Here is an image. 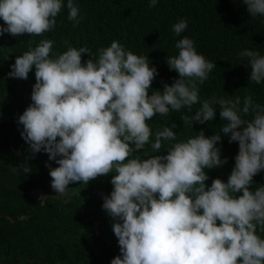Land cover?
I'll return each mask as SVG.
<instances>
[{
    "label": "clouds",
    "instance_id": "clouds-1",
    "mask_svg": "<svg viewBox=\"0 0 264 264\" xmlns=\"http://www.w3.org/2000/svg\"><path fill=\"white\" fill-rule=\"evenodd\" d=\"M240 2L250 17H264V0ZM157 3L149 0V7ZM65 7L67 20L79 26L83 17L74 0H0V36L43 37L55 30ZM188 26L187 18L171 26L180 38L166 65L178 78L171 85L162 82V90L151 89L159 73L148 56L117 40L95 53L65 41L67 50L60 53L53 51L55 41L42 38L16 56L7 74L26 81L35 69L31 103L17 120L28 145L20 171L29 174L27 160L46 154L57 165L45 164L56 195L65 194L69 184L111 175L112 191L102 195V210L119 255L110 264H264V185L253 187V178L264 171V105L252 95L243 101L240 96L201 100L199 86L216 63L182 36ZM239 57L250 67L249 80L264 82V55L244 49ZM217 107L226 123L211 136L201 130L178 140L175 123L155 131L148 123L186 109L180 121L192 129L213 121ZM222 136L238 144V154L227 181L215 178L208 186L205 170L228 163L217 146ZM146 146L152 154L142 156Z\"/></svg>",
    "mask_w": 264,
    "mask_h": 264
},
{
    "label": "trees",
    "instance_id": "trees-1",
    "mask_svg": "<svg viewBox=\"0 0 264 264\" xmlns=\"http://www.w3.org/2000/svg\"><path fill=\"white\" fill-rule=\"evenodd\" d=\"M74 2L80 6L83 17L77 27L67 20L65 7L57 17L55 30L43 37L0 36L1 264H110L119 255L110 218L102 210V195L112 191L111 175L87 185L69 184L64 197H38L33 191L51 184L45 164L52 168L57 165L41 152L27 160L32 168L29 174L18 168L28 155V145L21 139L22 125L17 120L31 103L35 69L26 81L8 78L7 74L16 56L22 55L29 46L35 47L40 39L55 41L53 51L60 53L67 50L65 41L76 48L86 46L95 53L117 40L134 54L148 56L150 66H155L159 73L151 89L162 90L163 83L171 85L178 78L166 65V57L177 54L175 43L180 38L174 36L171 26L178 19L187 18L189 26L182 36L193 39L197 52L216 63V69L199 86L201 100L240 96L243 101L244 96L252 95L256 103L264 105V82L257 85L250 81V67L239 57L244 49L264 55V17H250L240 0H158L152 8L149 0ZM87 59L86 54L82 56V62ZM199 107L194 105L193 112ZM185 114L187 110L182 109L165 117L157 115L148 123L153 131L175 123L177 127L173 131L178 134V140L194 137L201 130L205 136L219 134L226 123L220 120L218 107L213 121L194 124L192 129L180 121ZM167 143L162 152L166 151ZM217 146L221 148V158L226 157L228 163L205 170L210 177L206 181L208 186L215 178L227 181L238 154V144L228 143V136H222ZM145 154H152L150 147L146 146L141 153ZM253 179V187L264 185V171Z\"/></svg>",
    "mask_w": 264,
    "mask_h": 264
},
{
    "label": "rangeland",
    "instance_id": "rangeland-1",
    "mask_svg": "<svg viewBox=\"0 0 264 264\" xmlns=\"http://www.w3.org/2000/svg\"><path fill=\"white\" fill-rule=\"evenodd\" d=\"M33 192L38 197H43V196L51 195L52 197L60 198V197H64V195H65V194H63V195H56V193L50 187V184H47L43 188H41L40 190L33 191Z\"/></svg>",
    "mask_w": 264,
    "mask_h": 264
},
{
    "label": "water",
    "instance_id": "water-1",
    "mask_svg": "<svg viewBox=\"0 0 264 264\" xmlns=\"http://www.w3.org/2000/svg\"><path fill=\"white\" fill-rule=\"evenodd\" d=\"M0 264H1V262H0Z\"/></svg>",
    "mask_w": 264,
    "mask_h": 264
}]
</instances>
